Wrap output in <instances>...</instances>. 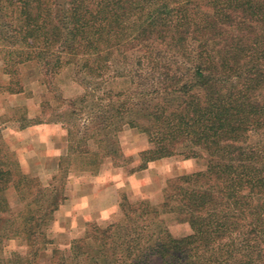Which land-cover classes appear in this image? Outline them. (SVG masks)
<instances>
[{
	"label": "trees",
	"instance_id": "trees-1",
	"mask_svg": "<svg viewBox=\"0 0 264 264\" xmlns=\"http://www.w3.org/2000/svg\"><path fill=\"white\" fill-rule=\"evenodd\" d=\"M0 39L43 85L64 65L97 83L58 96L70 143L49 186L0 167V264H40L48 250L46 264H264V0H0ZM125 126L150 144L139 171L175 156L206 169L169 180L157 206L123 197L118 222L89 224L67 255L47 234L66 163L97 173ZM168 216L192 233L175 238ZM13 239L28 253L3 262Z\"/></svg>",
	"mask_w": 264,
	"mask_h": 264
},
{
	"label": "rangeland",
	"instance_id": "rangeland-1",
	"mask_svg": "<svg viewBox=\"0 0 264 264\" xmlns=\"http://www.w3.org/2000/svg\"><path fill=\"white\" fill-rule=\"evenodd\" d=\"M4 46L0 39V167H10L18 176L35 177L46 187L59 175V170L54 169L59 155L64 158L69 153L68 132L61 123L54 122L67 119L60 117L67 114V108L59 106L58 96L63 100L76 99L84 92L80 81L90 85L97 83L76 73L73 65H64L53 76L50 85H43L41 79L45 80L38 74L37 68L32 64L15 66V60L6 55ZM115 83L114 90L127 89L123 80ZM20 89L23 92L16 93ZM118 142L116 159H105L97 173L83 171L86 166L82 158L66 163L67 198L54 214L47 234L54 241V247L67 255L71 242L83 237L89 224L105 227L118 222L122 217L120 203L123 197L126 196L132 203L149 200L157 206L163 201V191L169 180L204 171L207 166L204 157L185 160L175 156L150 163L147 169L139 171L141 154L150 148L147 136L125 126ZM97 179L99 183L95 182ZM81 197H86L82 203ZM8 198L12 204L15 203L12 191ZM166 220L175 238L192 233L189 224L177 223L172 216L166 217ZM12 253L25 256L28 247L19 239L9 240L3 244V262ZM49 255L50 250L40 254L38 263L46 264ZM151 264L160 262L155 259Z\"/></svg>",
	"mask_w": 264,
	"mask_h": 264
},
{
	"label": "crops",
	"instance_id": "crops-1",
	"mask_svg": "<svg viewBox=\"0 0 264 264\" xmlns=\"http://www.w3.org/2000/svg\"><path fill=\"white\" fill-rule=\"evenodd\" d=\"M61 156L59 155V157H58V159H57V161H56V163H54V169H57V170H59V164H60V161H61V159L62 158H60ZM95 182H97V183H99L100 182V180L99 179H97V181H95ZM97 188V187H96ZM95 188V189H96ZM94 189V188H93ZM85 198L86 197H81V200H80V202L82 203L83 202V200H85ZM78 200V199H77ZM76 203H77V201H76ZM92 204H94V202H92Z\"/></svg>",
	"mask_w": 264,
	"mask_h": 264
}]
</instances>
